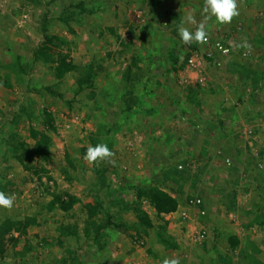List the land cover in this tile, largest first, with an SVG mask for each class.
<instances>
[{
	"label": "rangeland",
	"instance_id": "374dc122",
	"mask_svg": "<svg viewBox=\"0 0 264 264\" xmlns=\"http://www.w3.org/2000/svg\"><path fill=\"white\" fill-rule=\"evenodd\" d=\"M202 9L203 0H0V191L14 196L0 207V264H264V141L244 150L264 138V0H238L227 24ZM188 15L233 49L204 85L181 74L199 44L178 35ZM116 42L129 64L110 86L133 77L126 105L111 111L107 92L93 99L97 74L116 68L101 63ZM206 132L233 137L241 154L228 143L199 151ZM98 143L113 155L89 164ZM187 160L197 167L178 169ZM157 190L173 210L157 208ZM197 194L202 216L186 205Z\"/></svg>",
	"mask_w": 264,
	"mask_h": 264
},
{
	"label": "crops",
	"instance_id": "0c3cea01",
	"mask_svg": "<svg viewBox=\"0 0 264 264\" xmlns=\"http://www.w3.org/2000/svg\"><path fill=\"white\" fill-rule=\"evenodd\" d=\"M124 33H126V31H124ZM128 34V32H127ZM129 35V34H128ZM128 41V40H127ZM129 44L132 46L134 43L129 42ZM108 50H111V55L109 57H107V59L105 61H103V59L101 60V63L102 65H104V63L106 64H110V65H116V68L114 66V69L115 70H108V71H101L97 74V78H98V83L97 85L99 86L98 89L96 90V94H94V99L93 101L96 99L98 100H102L103 98V95H105V93L107 92L109 95L108 97L110 98L111 97V100L109 99L108 102H104V103H108V108L107 109H111L114 110V109H119V107H122V106H125L126 105V101L122 98V96H120V93L123 94L124 91H130L132 89V84H131V80H132V74L130 75V72H123V76H122V79H121V82H119V86H117V88H113V86L111 87L110 86V83H114V82H117L119 76H120V73L118 71V67L121 65L122 66V69L123 68H127V65L129 64V60H127V56L126 54L124 55V53H122V56L125 58H120V60L118 59V55H119V51H124L125 50V46L124 45H120L118 42L112 44L111 46H109ZM103 55V54H102ZM101 56V55H100ZM123 59V60H122ZM119 73V74H118ZM121 77V76H120ZM140 77V76H139ZM144 80L145 79H150V77L148 75L144 76L143 77ZM259 79V78H258ZM260 80V79H259ZM108 85V86H107ZM108 87V90H106ZM257 85L256 87H253V91L252 93H255L257 90ZM95 91V90H94ZM123 91V93H122ZM95 93V92H94ZM246 95H250L248 94V92H245ZM244 94V96H242V99L246 96ZM251 98V97H250ZM252 104L254 105L253 106V112L254 113H258V111L260 112L261 110H259L258 106L259 104H257V101L253 100L251 101ZM235 111L237 112L238 111V107H235ZM217 112H222V110H218ZM239 113V112H238ZM263 125V124H261ZM251 125H247L246 126H238V130L239 131H243L245 130V128H249L250 129ZM242 129V130H241ZM257 134V133H256ZM230 135H232L230 133ZM204 136L206 137L205 138V143H204V146H203V149H199V151L202 152V150L205 151V149L207 150L206 151V154H210L213 156V151H215V149L213 150V148L217 145H221V146H224V144L228 143L229 146H232L231 147V151L234 153V155L236 156V153H240L241 154V149L239 148V145L237 144V141H233V137L229 136L228 137H223L222 135H218V134H210V133H205ZM258 138H253V140H251L250 142L247 140V144L248 145H251V148L247 149L245 148L244 150L246 152H251L253 155L257 153V147H258V144L259 143H262L263 145V141H264V138L262 140V135H258L257 136ZM130 141V139L128 140ZM262 141V142H261ZM130 144L132 143V141L129 142ZM238 145V146H237ZM236 146V148H235ZM207 147H209V150L207 149ZM240 149V150H239ZM210 151V152H209ZM251 154V156H252ZM215 160V159H213ZM258 161V160H257ZM243 227H240V229L242 230ZM241 232V231H240Z\"/></svg>",
	"mask_w": 264,
	"mask_h": 264
},
{
	"label": "built area",
	"instance_id": "2783aa9c",
	"mask_svg": "<svg viewBox=\"0 0 264 264\" xmlns=\"http://www.w3.org/2000/svg\"><path fill=\"white\" fill-rule=\"evenodd\" d=\"M232 54L233 49L226 44L222 38L217 37L215 34L208 33L206 42L199 43L192 48L188 55L181 60V74H184V77H182L185 78V80L193 79L197 84L204 85L210 73L214 70L224 68L226 64L231 62ZM224 162L226 165L231 164L229 157H225ZM177 167L180 170L190 167L193 171L197 167V164L194 160H187L186 162L178 163ZM186 205L188 209H194L197 215L202 216L206 214V209L203 205V197L199 194L188 196ZM181 214L183 217H188L187 211H183ZM196 237L199 240L205 239L207 237V230L200 226Z\"/></svg>",
	"mask_w": 264,
	"mask_h": 264
},
{
	"label": "clouds",
	"instance_id": "9594fccd",
	"mask_svg": "<svg viewBox=\"0 0 264 264\" xmlns=\"http://www.w3.org/2000/svg\"><path fill=\"white\" fill-rule=\"evenodd\" d=\"M202 12L205 20L215 18L217 24L231 23L232 19L239 15L238 0H203ZM185 25H196L195 31L190 30ZM178 35L183 44L192 42L204 43L208 36V30L205 22L197 24L192 15H188L180 24L177 25ZM236 47H249L246 41ZM113 152L106 143H98L94 146H88L83 159L93 164L98 161H104L110 158ZM14 204V196L4 191H0V207L11 208ZM162 264H180L178 258H164Z\"/></svg>",
	"mask_w": 264,
	"mask_h": 264
},
{
	"label": "trees",
	"instance_id": "16d2710c",
	"mask_svg": "<svg viewBox=\"0 0 264 264\" xmlns=\"http://www.w3.org/2000/svg\"><path fill=\"white\" fill-rule=\"evenodd\" d=\"M151 197L160 211L168 212L176 207L175 200L161 190H157L155 193H152Z\"/></svg>",
	"mask_w": 264,
	"mask_h": 264
}]
</instances>
